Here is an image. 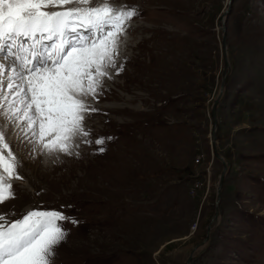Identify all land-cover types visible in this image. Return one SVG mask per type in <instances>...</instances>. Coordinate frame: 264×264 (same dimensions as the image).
I'll return each instance as SVG.
<instances>
[{"label":"rangeland","instance_id":"1","mask_svg":"<svg viewBox=\"0 0 264 264\" xmlns=\"http://www.w3.org/2000/svg\"><path fill=\"white\" fill-rule=\"evenodd\" d=\"M113 3L140 15L123 38L124 70L91 100L92 143L47 155L23 122L7 124L22 179L0 203L5 224L37 208L76 219L62 222L54 264H184L190 253L187 264H264V0H232L224 17L226 0ZM101 137H113L104 152Z\"/></svg>","mask_w":264,"mask_h":264},{"label":"snow or ice","instance_id":"2","mask_svg":"<svg viewBox=\"0 0 264 264\" xmlns=\"http://www.w3.org/2000/svg\"><path fill=\"white\" fill-rule=\"evenodd\" d=\"M139 15L113 0H0V203L15 198L10 181L22 179L6 125L23 122L33 151L79 156L78 141L92 143L85 118L98 109L91 100L113 71L124 70L120 49ZM111 139L95 140L97 151ZM5 219L0 215V264H54L55 248L69 235L62 222L78 223L39 208Z\"/></svg>","mask_w":264,"mask_h":264},{"label":"water","instance_id":"3","mask_svg":"<svg viewBox=\"0 0 264 264\" xmlns=\"http://www.w3.org/2000/svg\"><path fill=\"white\" fill-rule=\"evenodd\" d=\"M231 1H232V0H226V4H227V5H226L225 9L223 10L222 14H221L219 17H224V16L227 14V12H228L229 9H230ZM220 37H221V38L223 37V32H222L221 29H220ZM221 46H222V48L225 47L223 44H221ZM223 76H224V74H223V72H222L221 75H220V80H219L220 83H222V81H223ZM217 100H218V96H216V97L213 99V102H212V104H211V106H210V111L208 112V115H210V117H211V127H212V128H211V131H210V133H212V136H210V139H211L212 142H213V143H212V146L214 147V149H215L216 130H217V127H216V120H215V116H214V109H215V105H216V103H217ZM210 145H211V143H210ZM211 148H212V147H211ZM213 154L216 155V156L218 155L217 157L220 159V161L224 162V158H223V156L220 155V154H218V153L216 152V150L213 152ZM222 162H221V163H222ZM224 169H225V167H224L223 164H222V169H221V172H220V174H219V181H218V183H217V185H216V189H217V190H219V188L222 186ZM218 199H219V196H218V192H217V195H216V197H215V199H214V203H215V205H216V202L218 201ZM213 216H214V217L217 216L216 206L214 207V213H213ZM214 217H213V218H214ZM213 218H211V220L209 221L208 225L211 223V221H213ZM211 227H212V226H211ZM207 232H208V231H207ZM191 256H192V254L190 253V254L187 256V258H186L184 264H187V263H188V261L190 260Z\"/></svg>","mask_w":264,"mask_h":264},{"label":"bare ground","instance_id":"4","mask_svg":"<svg viewBox=\"0 0 264 264\" xmlns=\"http://www.w3.org/2000/svg\"><path fill=\"white\" fill-rule=\"evenodd\" d=\"M221 50H222V55H223V63H224V65H223V67H224V69H225V71H227V66H226V63H225V57H226V48L225 47H223L222 48V46H221ZM224 74V73H223ZM210 136H212V133H210ZM210 143H211V147H212V153L215 151V150H217V147H216V142H215V149H214V147L212 146V140L210 139ZM218 156V155H217ZM222 162V161H221ZM222 164H223V166H225V164H224V162H222ZM211 228V227H210ZM210 228H209V230H210Z\"/></svg>","mask_w":264,"mask_h":264}]
</instances>
